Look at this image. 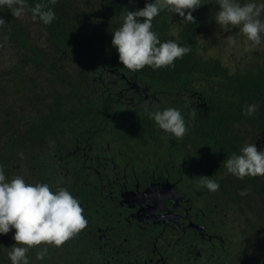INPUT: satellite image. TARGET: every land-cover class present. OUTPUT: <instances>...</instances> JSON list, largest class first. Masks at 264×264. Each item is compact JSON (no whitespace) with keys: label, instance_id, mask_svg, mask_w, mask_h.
I'll return each instance as SVG.
<instances>
[{"label":"trees","instance_id":"1","mask_svg":"<svg viewBox=\"0 0 264 264\" xmlns=\"http://www.w3.org/2000/svg\"><path fill=\"white\" fill-rule=\"evenodd\" d=\"M215 2L202 0L204 5L192 12L193 24H182L177 14L161 12L153 20V31L162 42L189 45L191 52L176 60L174 67L154 71L146 66L137 72L119 62L112 32L120 26L123 12L143 9L146 0H27L30 16L37 4L56 13L48 25L35 21L43 31L45 47L33 39L30 24L12 15L6 2L0 4V19L6 23L0 28V165L9 179L21 175L28 182L49 183L53 190L67 188L83 208L87 205L84 215L87 227L91 226L90 217L95 221L100 216L101 197L85 184L92 180L78 178L83 175V163L93 156L102 163L126 150L135 159L134 145H161L152 139L154 131L162 133L148 116L152 109L127 107L128 100L120 98L127 94L122 93L125 80L138 82L150 90L151 97L168 99L167 106L179 109L186 124H191L188 127L198 131L185 135L193 140V148L183 153L193 161L206 162L201 165L207 177L220 183L217 193L223 194L227 213L234 211L229 220L237 228L226 229L229 240L213 264H264V177L238 179L226 175L223 166L246 143L264 150V56L232 68L201 53L205 23L213 21L219 10ZM87 95L90 99L82 101L85 107L77 106ZM134 95L138 93L131 91L128 96ZM190 95L201 96L206 106L187 110ZM250 104L257 111L247 117L243 106ZM78 143L95 148L75 153ZM109 144L117 154L106 150ZM126 145L129 148L123 151ZM61 154L68 158L64 164L57 162ZM244 189L249 194L239 196ZM14 232L0 235V264H10L7 254L16 243ZM80 235L60 248L49 247L44 261H37L33 250L29 253L32 264H96L74 259L85 254L81 246L79 254L73 251ZM62 255L69 258L62 259Z\"/></svg>","mask_w":264,"mask_h":264},{"label":"flooded vegetation","instance_id":"2","mask_svg":"<svg viewBox=\"0 0 264 264\" xmlns=\"http://www.w3.org/2000/svg\"><path fill=\"white\" fill-rule=\"evenodd\" d=\"M136 83L125 80L122 93L127 96L120 98L128 100L127 107L168 108V99L151 97L147 87L137 89ZM97 91L99 88L90 94ZM131 91L138 96L129 97ZM89 96L77 101V106L84 108L82 101ZM186 99L187 110L198 109L204 103L201 96ZM189 127V134H197ZM158 135L154 131L152 139L161 145H134L138 151L135 159L126 150L128 145L122 146L126 151L118 155L109 144L106 150L117 154L116 158H104L99 163L100 159L93 156L83 163V175L78 178L93 181L85 184L101 197V204L100 216L95 221L90 217L92 225L73 242L74 252L79 254L81 246L85 253L74 256L75 260L96 264H213L216 255L224 251L225 241L229 240L225 231L234 211L227 213L223 194L201 187V177H207L201 163L206 162L193 161L183 153L192 150L193 140L184 136L179 141L163 132ZM169 142L176 146L169 147ZM94 148L90 143H78L73 151ZM67 160L61 154L57 162L64 164ZM83 209L88 210L87 205ZM67 257L62 255V259Z\"/></svg>","mask_w":264,"mask_h":264},{"label":"clouds","instance_id":"3","mask_svg":"<svg viewBox=\"0 0 264 264\" xmlns=\"http://www.w3.org/2000/svg\"><path fill=\"white\" fill-rule=\"evenodd\" d=\"M7 3L11 14L23 18L28 7L27 0H0ZM55 3V0H52ZM219 10L214 20L224 32L238 27L246 38L248 50L264 44V0H216ZM202 0H152L143 9L125 11L120 26L112 32V46L117 50L119 62L132 72L174 67L175 61L191 52V46H181L175 41L162 42L153 31V20L167 11L183 18L182 24H193L192 12L199 9ZM34 21L44 25L56 19L55 11L46 5L37 4L31 8ZM0 19V28L5 26ZM235 45L238 41L233 40ZM195 111V109H194ZM257 111L255 104L244 105L242 114L252 117ZM149 118L163 133L175 139H183L188 126L177 108H156L148 110ZM23 158L24 153L21 152ZM226 175L238 179L264 177V150L255 143L244 144L239 153H232L223 162ZM201 187L210 193L220 189V183L210 177H201ZM248 190L238 195L246 197ZM88 225L81 201L67 188L53 190L49 183L28 182L23 176L9 179L3 165H0V235L15 230L16 242L8 251L10 264H32L29 253L35 251V259L44 261L48 248H60L74 238ZM43 247H39L42 246Z\"/></svg>","mask_w":264,"mask_h":264},{"label":"rangeland","instance_id":"4","mask_svg":"<svg viewBox=\"0 0 264 264\" xmlns=\"http://www.w3.org/2000/svg\"><path fill=\"white\" fill-rule=\"evenodd\" d=\"M31 17L26 11L24 17L20 19L25 21L28 24L27 26L30 24L29 30L33 33V39L38 40L40 46H47L43 31L40 30V27L36 25ZM233 40L238 41V43L234 45L232 43ZM6 51L4 52L6 53ZM201 53L205 57H217L232 68H235L237 64H240V67H244L245 65L259 61L260 54L264 56V44L248 50L246 38L240 33L238 27L234 28L231 32H224L216 24L215 20H208L205 23V30L201 38ZM228 225L232 232V229L236 230L237 228L233 219L228 222ZM249 249L251 250L252 248Z\"/></svg>","mask_w":264,"mask_h":264},{"label":"water","instance_id":"5","mask_svg":"<svg viewBox=\"0 0 264 264\" xmlns=\"http://www.w3.org/2000/svg\"><path fill=\"white\" fill-rule=\"evenodd\" d=\"M141 87H142V85H141V84H139V83H136V85H135V88L139 89V88H141Z\"/></svg>","mask_w":264,"mask_h":264}]
</instances>
